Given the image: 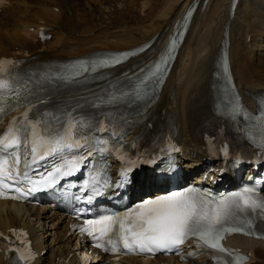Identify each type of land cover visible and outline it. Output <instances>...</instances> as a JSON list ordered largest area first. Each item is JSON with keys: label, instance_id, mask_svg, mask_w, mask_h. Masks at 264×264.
<instances>
[{"label": "bare ground", "instance_id": "1", "mask_svg": "<svg viewBox=\"0 0 264 264\" xmlns=\"http://www.w3.org/2000/svg\"><path fill=\"white\" fill-rule=\"evenodd\" d=\"M64 1L0 0V57L29 54L44 64L63 62L71 57H91L104 50H134L146 44L143 51L110 70L112 76L119 77L123 72L135 71L149 63L172 36L175 24H180L184 8L196 6L167 78L148 108L153 117L151 125L143 128L146 137L176 131L183 158L192 156L193 160H202L204 157L205 121L217 117L214 113L218 107L215 75L226 54L233 81L246 104L254 107L252 96L264 92V0H237L233 12H229V0H81V8L79 0H74L73 13L69 6H64ZM105 1L111 4H102ZM92 3L98 7H92ZM54 5L59 6L57 12ZM89 23L92 25L88 26ZM40 25L49 28L50 37L44 41L36 37ZM107 80L108 77L94 84L103 87ZM153 168L154 165H150L141 177L135 178L137 191L154 187L150 176ZM214 169L217 171L216 167ZM67 221L64 213L47 204L24 206L0 199L1 232L9 234L10 227L16 225L27 227L39 254L47 245L43 234L48 232L49 245L33 264H61L68 256L71 262L76 261L72 249L76 245L75 237L68 234ZM227 240L245 251L250 250L251 259L246 264L264 263V240L238 235ZM170 260L175 261V258ZM110 261L111 264L157 262L130 256ZM0 264H11L2 250ZM185 264L211 263L194 259Z\"/></svg>", "mask_w": 264, "mask_h": 264}, {"label": "snow or ice", "instance_id": "2", "mask_svg": "<svg viewBox=\"0 0 264 264\" xmlns=\"http://www.w3.org/2000/svg\"><path fill=\"white\" fill-rule=\"evenodd\" d=\"M104 66H110L108 59L94 63L91 70L95 71L97 67ZM153 68L155 72L160 70L159 64L153 65ZM4 70V63L0 62V72ZM83 70L86 72L89 69L83 67ZM155 72L151 74L155 75ZM7 88L8 83L0 80V93ZM5 111L4 107H0V114ZM23 119L26 121V127L23 130L15 128L14 125L17 121H13L7 129V133L0 138V188L6 186L10 191H20L19 188L12 189V185L20 182V176L27 177L28 175L26 171L29 165L27 156L23 157L25 171L21 172L19 168L22 157L18 150L21 147L29 152L32 162L35 163L38 158L43 159L48 155L63 152L64 149H71L76 144V141L70 142L67 135L54 140L45 137L42 131L37 132L40 126L39 122L27 123V114ZM21 131L24 132L23 136H21ZM29 135L31 136L30 140ZM62 167L66 170H62ZM62 167H57L55 171L60 176H70L79 170V161L73 159ZM47 175L50 179L42 187H48L56 181L52 171H49ZM131 182L132 177L124 173L122 183ZM32 190L28 189L29 192ZM251 192V189H245L242 193L223 197L214 204L208 199L196 195L194 190L176 192L143 201L131 211L126 212L123 220H118L112 215L88 220L86 221L88 228L82 229V231L93 236L97 241L96 247H103L106 238L108 244L120 243L130 253L172 250L178 248L188 238L196 237L204 246L231 256L232 253L223 248L220 243L226 235L233 233L254 234L251 231L253 223L251 219L240 220L239 225L242 226L234 223L237 214L255 213L258 209L264 213V201L253 199ZM0 196L10 198L5 196L3 191H0ZM105 250L109 249L105 248ZM111 250L116 251L115 248ZM244 259V257H239L234 264H242ZM225 264H233V262L226 261Z\"/></svg>", "mask_w": 264, "mask_h": 264}, {"label": "rangeland", "instance_id": "3", "mask_svg": "<svg viewBox=\"0 0 264 264\" xmlns=\"http://www.w3.org/2000/svg\"><path fill=\"white\" fill-rule=\"evenodd\" d=\"M103 3H107V4H111V2L110 1H105V2H102V4ZM69 4V5H68ZM79 4H80V8L82 7V3H81V0H79ZM64 6H66V8H67V6H69V9H70V12H74L75 11V9H76V6H75V4H74V0H65L64 1ZM92 7H98V5L96 4L95 5V3H92V5H91ZM55 7H57L55 10V12H57V10H58V6H55ZM113 13H115L116 15H117V13H119V12H113ZM84 18H86V20H88V15H85V17ZM90 25H92V23H89L88 24V26H90ZM40 219H42V218H40ZM48 232H44V236H43V238H45V241L46 242H48L49 241V236H48V234H47ZM45 251H46V249H45Z\"/></svg>", "mask_w": 264, "mask_h": 264}, {"label": "water", "instance_id": "4", "mask_svg": "<svg viewBox=\"0 0 264 264\" xmlns=\"http://www.w3.org/2000/svg\"><path fill=\"white\" fill-rule=\"evenodd\" d=\"M190 7V6H189Z\"/></svg>", "mask_w": 264, "mask_h": 264}]
</instances>
